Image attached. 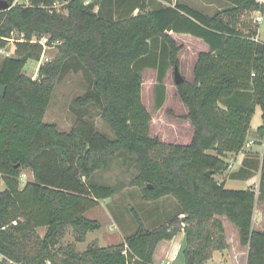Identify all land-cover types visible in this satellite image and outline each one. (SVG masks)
<instances>
[{
  "label": "trees",
  "instance_id": "obj_1",
  "mask_svg": "<svg viewBox=\"0 0 264 264\" xmlns=\"http://www.w3.org/2000/svg\"><path fill=\"white\" fill-rule=\"evenodd\" d=\"M55 1L29 0L20 6L0 0V48L14 32L26 39L17 41L15 55L0 63V85L6 88L4 96L0 93L5 184L0 191V264H153L158 245L181 231L185 264H208L216 251L228 248L218 217L224 215L239 229L240 244L249 247L247 264H264V230L253 228L255 205L264 191V155L259 196L253 187L228 188L216 177L228 169L227 154L242 151L257 107L264 120V42L257 39L259 24L251 14L264 12V0H226L232 5L213 15L185 3L167 6L163 0H91L93 9L84 0H70L50 12ZM172 32L198 37L209 49L198 54L193 81L183 75L180 83L175 80L188 108L181 119L194 132L166 142L150 135L153 117L143 102L142 70H158L155 95L161 108L168 70L177 66L180 71L183 45ZM45 34L62 44L34 79L24 69L29 60L39 61L42 45L29 39ZM72 61L92 78L91 88L73 106L97 108L113 137L88 121L70 131L45 121L55 87ZM258 134L264 137V124ZM119 155L138 166L133 185L145 201L171 196L179 212L149 228L131 207L138 227L123 242L93 243L82 252L73 245L57 248L69 226L79 242L102 228L85 213L116 194L94 177L109 170ZM27 170L33 180L23 185ZM42 227L47 228L43 236L38 232Z\"/></svg>",
  "mask_w": 264,
  "mask_h": 264
},
{
  "label": "rangeland",
  "instance_id": "obj_2",
  "mask_svg": "<svg viewBox=\"0 0 264 264\" xmlns=\"http://www.w3.org/2000/svg\"><path fill=\"white\" fill-rule=\"evenodd\" d=\"M59 1L63 2L62 0ZM173 2V0H167L166 3L162 1V4L169 6V4ZM176 2L188 4L194 9L207 15H213L214 13L222 11L232 5L226 0H176ZM15 4L20 6L29 5V0H15ZM64 13L67 14V11L64 10ZM251 14L255 18L261 15L263 17V21L260 24L258 23V38L264 42V12L255 10ZM171 34L178 44L183 45V49L179 54L180 72L187 80L193 81V69L196 59L200 52L206 50L207 44L202 39L190 34H175L174 32ZM16 42V40L10 39L3 48H0V63L6 56L15 55V49L17 47ZM155 51L158 53L156 48ZM57 53L58 49L52 50L50 53L52 59L55 58ZM149 61H151V59H149ZM38 67V61L31 59L27 62L24 72L36 79L39 76V72L37 71ZM157 74L158 70L153 67H146L142 70L144 78L142 88L143 102L152 113L153 117L150 135L158 136L166 142H175L188 135H192L194 128L187 120L181 119L182 116L187 114L188 108L182 103L177 95L174 67H171L168 70L165 79L167 86L165 102L161 108L156 107L155 91L157 86ZM91 86L92 78L90 73L80 64L72 61L55 87L50 106L45 116V121L57 123L59 129L62 131H70L80 121H88L97 131L113 137L112 131L102 119L100 111L97 108L90 106L85 109H76L73 106V101L78 96L87 92ZM261 122L262 112L261 109L257 107L253 117L252 127L257 128ZM249 139L250 137L247 141H249ZM245 149L242 150L244 151ZM226 160L227 162L230 161L228 158H226ZM231 160L233 165L231 166V164L228 163V169L216 176L219 180L231 173L233 166H235V159L231 158ZM139 172L140 170L136 163L125 155H119L114 159L109 170H100L97 172L94 181L112 186L116 191L114 196L106 200H101L98 206L85 213L87 217L99 220L102 223V228L90 232L89 237H87L85 241L79 242L75 239L73 228L69 226L65 235L60 239L57 248H65L68 245H73L77 251L82 252L93 243L100 246H108L123 242L124 237L135 233L138 227V223L134 218L131 207L138 210L149 228H151L153 222L151 219L148 220V216L152 210H159L160 217L158 219H161L163 223L173 217L175 209H180L177 200L174 197L169 196L159 199L158 201H145L142 198L140 189L133 185V181L138 176ZM24 174L26 175H22L23 185L28 181L33 180V173L30 170L25 171ZM256 175L257 173L255 172L250 181L251 185L255 184ZM258 175L257 176L260 177V173ZM238 187L243 188V186ZM4 188L5 184L0 175V191ZM111 214L116 218L118 228L114 226ZM227 227L228 230L232 232V225L228 224ZM46 230V227H42L38 229V232L43 236ZM230 235L232 236V234ZM178 238L179 237L175 238L173 242ZM246 247L247 246L240 245L242 250L240 252L241 257L245 256L243 250L246 249ZM182 256L183 254L180 255V258L174 264H185L184 257Z\"/></svg>",
  "mask_w": 264,
  "mask_h": 264
},
{
  "label": "crops",
  "instance_id": "obj_3",
  "mask_svg": "<svg viewBox=\"0 0 264 264\" xmlns=\"http://www.w3.org/2000/svg\"><path fill=\"white\" fill-rule=\"evenodd\" d=\"M257 39L260 40L258 37ZM206 47H207L206 50H203V51H207L209 49L208 45ZM261 123L258 125V127L264 124L263 119ZM258 127L253 128L251 126V129L249 131V136H248V138L250 137L249 140H255V143L253 144L252 147H248L244 151L242 150L239 153H228L227 154L226 157L230 159L228 163L231 164L232 166L233 164H232L231 158H234L235 166H233L230 174H227V176L222 177V179L220 180V181L225 182V186L228 188L246 189L249 187H253L257 193V196H259L260 194L261 165H262V160H263V155H264V141H263V138L258 134ZM240 169L244 170L241 177H236V178L231 177V174L233 172H237ZM250 172L251 173L253 172L251 176L245 177V175L249 174ZM255 172L257 173V175L260 173V177H258L259 175L258 176L256 175L255 184L251 185L250 181L252 177L254 176ZM238 186H243V188L238 187ZM178 212L179 210L175 209L173 214L176 215ZM180 216L183 217L184 214H181ZM159 217H160L159 210L158 209L152 210V212L148 216V220L150 219L153 220L151 228L156 227L160 224H163V221H161V219H158ZM218 217H220L223 220V223L226 229V234H227V241L229 242V247L224 251H216L214 253L213 258L209 261L208 264H247L249 247L247 246L246 249L243 250L245 256L241 257L240 252L242 250L240 248L241 244H240V238H239V229L235 226V224L231 220H229L227 216L224 215V216H218ZM112 220H113L114 226L118 228V225L116 223V218L114 217V215H112ZM228 224L232 225V230H231L232 232L228 230V227H227ZM253 228L255 230H264V191L262 193V196L258 197L256 205H255ZM230 234H232V236ZM87 237H89V234ZM177 237H179L177 241L178 249L175 252V255L171 256V253L173 252V246H174L173 241ZM184 239H185V233L184 231H181L180 233L175 235V237L172 240L162 241L158 245V248L156 250L155 260L153 264H174L180 258V255H182Z\"/></svg>",
  "mask_w": 264,
  "mask_h": 264
},
{
  "label": "built area",
  "instance_id": "obj_4",
  "mask_svg": "<svg viewBox=\"0 0 264 264\" xmlns=\"http://www.w3.org/2000/svg\"><path fill=\"white\" fill-rule=\"evenodd\" d=\"M166 1L163 0V2H165V3H166ZM173 1L174 2L169 4V5H173L174 6L175 3H176V0H173ZM65 2L66 1H63V2H60L59 0L55 1L52 6L48 7L50 9L49 11L52 12L53 8L54 9H60L64 5ZM90 2H91V0H85L86 4H89ZM254 19L258 23H261L263 21L262 15L257 17V18L254 17ZM15 33H17V32L13 33L12 38H7V39L9 41H10V39H14L16 41H25L26 40L24 38L23 34L21 36H18L19 34H15ZM29 41L31 43H38V44L42 45V53H41V57H40V59L38 61V63H39V67L37 68L38 72H39L40 67L43 64H45V63H47V62L52 60V57H51V54H50L52 52V50L58 49V46L62 44V40L53 39L49 34H45V35H42V36H37V35L33 36L31 39H29ZM263 141H264V137H263ZM254 143H255V140L247 141L245 143L243 149L248 148V147H252ZM23 175L25 176L26 174L23 173Z\"/></svg>",
  "mask_w": 264,
  "mask_h": 264
},
{
  "label": "water",
  "instance_id": "obj_5",
  "mask_svg": "<svg viewBox=\"0 0 264 264\" xmlns=\"http://www.w3.org/2000/svg\"><path fill=\"white\" fill-rule=\"evenodd\" d=\"M64 1L68 2L70 0H64ZM88 6H89V8L93 9L95 7V4L93 2H90L88 4ZM2 7L4 9H7L9 7V4L5 3L4 5H2ZM174 72H175V80H176V82L180 83L183 80V76L180 73L179 68L177 66L175 67V71ZM5 90H6L5 86H1L0 85V93H1L2 96L5 95ZM208 174L211 175V172H208Z\"/></svg>",
  "mask_w": 264,
  "mask_h": 264
},
{
  "label": "bare ground",
  "instance_id": "obj_6",
  "mask_svg": "<svg viewBox=\"0 0 264 264\" xmlns=\"http://www.w3.org/2000/svg\"><path fill=\"white\" fill-rule=\"evenodd\" d=\"M179 239V238H178ZM178 239L175 241V242H173L174 243V246H173V252L171 253V256H173V255H175V252L177 251V249H178ZM180 243H181V241H180Z\"/></svg>",
  "mask_w": 264,
  "mask_h": 264
}]
</instances>
